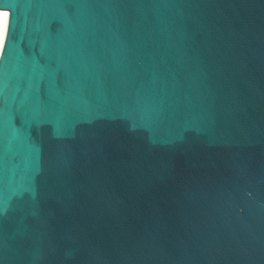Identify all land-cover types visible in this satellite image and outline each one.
<instances>
[{
    "label": "water",
    "instance_id": "obj_1",
    "mask_svg": "<svg viewBox=\"0 0 264 264\" xmlns=\"http://www.w3.org/2000/svg\"><path fill=\"white\" fill-rule=\"evenodd\" d=\"M0 9V264H264V0Z\"/></svg>",
    "mask_w": 264,
    "mask_h": 264
},
{
    "label": "bare ground",
    "instance_id": "obj_2",
    "mask_svg": "<svg viewBox=\"0 0 264 264\" xmlns=\"http://www.w3.org/2000/svg\"><path fill=\"white\" fill-rule=\"evenodd\" d=\"M8 17L9 11L6 9H0V51L5 37Z\"/></svg>",
    "mask_w": 264,
    "mask_h": 264
}]
</instances>
